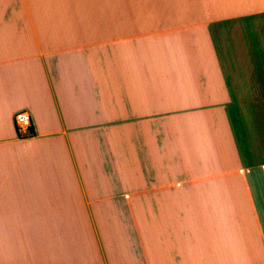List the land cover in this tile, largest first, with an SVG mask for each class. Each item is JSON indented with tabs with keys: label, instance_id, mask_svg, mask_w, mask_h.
<instances>
[{
	"label": "crops",
	"instance_id": "crops-1",
	"mask_svg": "<svg viewBox=\"0 0 264 264\" xmlns=\"http://www.w3.org/2000/svg\"><path fill=\"white\" fill-rule=\"evenodd\" d=\"M262 68L264 0H0V264H264Z\"/></svg>",
	"mask_w": 264,
	"mask_h": 264
},
{
	"label": "rangeland",
	"instance_id": "rangeland-1",
	"mask_svg": "<svg viewBox=\"0 0 264 264\" xmlns=\"http://www.w3.org/2000/svg\"><path fill=\"white\" fill-rule=\"evenodd\" d=\"M263 70L264 69L262 68V71ZM262 78L264 79V77ZM242 100L249 102L248 98H242ZM230 117L233 122V127L237 135L238 144L241 149L243 159L245 161H248L249 159L253 161L252 163L248 161L252 165V170L260 169L254 161L253 153L251 152V154L249 155L247 153V150L251 151L253 148L252 151L255 152L256 158L260 161H264V141L262 145H259V137L260 134H262V132H260L261 127L258 124L256 125L254 121H252L251 123H245V121L240 118L241 116L237 114L236 110L233 111L232 106L230 109ZM251 144L252 148L250 149Z\"/></svg>",
	"mask_w": 264,
	"mask_h": 264
},
{
	"label": "built area",
	"instance_id": "built-area-1",
	"mask_svg": "<svg viewBox=\"0 0 264 264\" xmlns=\"http://www.w3.org/2000/svg\"><path fill=\"white\" fill-rule=\"evenodd\" d=\"M14 121L17 129L19 131H27L29 130V126L31 124V117L27 112H19L14 116Z\"/></svg>",
	"mask_w": 264,
	"mask_h": 264
}]
</instances>
